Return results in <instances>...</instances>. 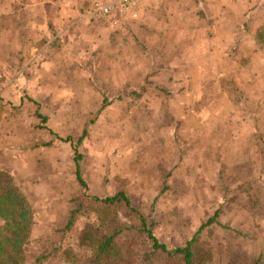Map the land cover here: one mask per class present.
Listing matches in <instances>:
<instances>
[{"label":"rangeland","instance_id":"374dc122","mask_svg":"<svg viewBox=\"0 0 264 264\" xmlns=\"http://www.w3.org/2000/svg\"><path fill=\"white\" fill-rule=\"evenodd\" d=\"M158 30L151 28L140 36L144 40L154 31L160 35L162 31ZM152 42L151 51L159 54L150 53L147 64L163 65L164 62L165 65L172 56L163 53V48L170 42ZM40 43V49H43L47 40ZM136 44L137 51L144 47L140 42ZM172 50L173 55L177 53L176 47ZM127 55L134 57L130 53ZM62 58L60 61H66L70 56ZM244 61H247L246 57ZM125 65L122 61L123 71H118L112 68L111 62L102 59L101 69L88 74L80 69L46 71L41 74L43 83L32 88L22 85L16 89L22 92L21 98H28L33 103L26 110L30 114L25 124L27 145L40 142L47 147L33 177L34 182L55 180V173L60 170L70 191L60 197L52 192L51 196H46L51 187L47 192L41 189L42 195H36L32 182L14 179L34 212L26 245L27 259L23 264H33L36 257L50 254L51 247L56 244L62 250H75L82 264H186L182 255L171 257L153 248L147 236L140 232L141 221L134 210L147 218L160 242L169 248H183L196 236L192 245L193 264H264V181L259 179L261 173L264 175V167L251 165L232 170L217 167L211 160L210 151L194 149L197 147L193 145L200 142L194 140L195 135H180L187 140L180 151H163L161 141H154L151 129H148L151 120L147 121L145 113L121 121L119 99L133 98V102H126L123 112L135 107L141 109L144 107L142 98H147L145 91L153 85L149 76L147 83L135 88L136 95L131 93V87L124 83L119 85L116 78L120 75L123 76L122 82L127 84L141 80L140 72L131 74ZM5 73L0 71V126L3 122L1 112L13 117L23 107L9 106L4 102L3 98H8L4 94L18 72L12 73L8 81ZM151 73H163L165 78L172 74L158 68ZM260 75L262 81L264 72ZM225 83L228 84L229 80ZM156 86L161 96L164 89ZM232 95L236 98L235 92ZM99 98H103L101 104ZM101 114L105 117L98 119ZM99 120L100 124L96 126ZM132 121L136 130L129 134ZM164 121L163 125H168L171 119L164 118ZM92 125L95 126L94 132L89 134L88 128ZM189 138L193 143L191 146ZM250 153L257 157L256 162L262 156L264 159L263 152L254 150ZM214 156L217 159L220 151ZM59 157L58 163L53 161ZM78 171L86 187L79 181ZM246 175L253 176V179L244 181ZM70 179L75 182L73 186L68 183ZM120 192L129 198L131 207L125 204L112 207L106 220L98 224L99 203L85 198L84 208H81L77 202L83 193L104 199ZM74 207L80 208L81 216L74 229L62 236L58 230L66 226L69 211ZM47 208H56L57 214L52 217ZM212 218L215 222L207 225ZM203 225L206 226L200 231ZM110 229L121 230L117 237L118 254L100 258L90 243L80 245L84 230L85 233L91 230L106 233ZM62 252H59V258H49L39 264H68L64 262L68 259Z\"/></svg>","mask_w":264,"mask_h":264},{"label":"crops","instance_id":"0c3cea01","mask_svg":"<svg viewBox=\"0 0 264 264\" xmlns=\"http://www.w3.org/2000/svg\"><path fill=\"white\" fill-rule=\"evenodd\" d=\"M110 1L0 0V71L6 72L7 81L18 72L4 94L8 98L3 99L9 106H23L13 117L1 112L0 172L19 182H32L36 195L51 187L46 196L70 192L60 170L55 180L34 182L47 147L40 142L27 145L25 124L30 114L26 110L33 103L21 98L22 92L16 89L43 83L41 74L46 71H98L102 59L111 62L115 70L123 71L124 61L131 74L141 73L138 83L127 84L122 82V75L115 77L119 85L131 87V92L151 76L153 85L141 101L144 107L139 109L135 104V109L123 112L126 102H133V98L119 99L121 121L145 113L147 121L151 120L148 129L154 141H161L163 151H180L187 141L180 135H195L194 140L200 142L193 145L197 147L194 149L210 151L217 167H264L263 156L256 162L257 157L250 153L258 150L264 154V79L259 80L260 72H264V0H139L134 8L124 12L116 9L108 17L95 13L97 4ZM151 28L162 33L156 35L154 31L143 40L140 35ZM43 40L47 44L40 49ZM154 40L170 42L163 48V53L172 56L165 65L147 64L150 53L159 54L150 49ZM138 42L144 46L139 51ZM175 47L177 53L173 55ZM64 55L70 58L63 61ZM244 57L247 61L243 62ZM155 68L172 74L167 78L163 73L153 75ZM156 85L164 89L161 96ZM98 102L101 104L103 98ZM104 117L101 114L98 119ZM164 118L171 122L163 125ZM94 128H88L89 134ZM135 130L132 121L129 134ZM188 141L191 146V139ZM217 151L220 156L215 159ZM260 177L264 181L262 173ZM252 179L244 177L246 182ZM68 183L73 186L75 182L70 179ZM47 209L52 217L57 214L56 208Z\"/></svg>","mask_w":264,"mask_h":264},{"label":"trees","instance_id":"16d2710c","mask_svg":"<svg viewBox=\"0 0 264 264\" xmlns=\"http://www.w3.org/2000/svg\"><path fill=\"white\" fill-rule=\"evenodd\" d=\"M136 95V92H131ZM79 181L85 186V182L80 175V171L77 173ZM86 187V186H85ZM88 198L91 201L99 203L97 208V222L106 220L107 212L119 204H125L131 207L129 198L120 192L114 197L99 198L90 197L83 193L78 199L79 207L84 208L83 201ZM134 210V208H132ZM137 218L141 221L140 232L144 233L148 240L151 242L155 250H161L168 256L174 257L182 255L186 264H193V251L192 245L196 241V236L193 237L187 244V246L181 248H169L165 244L161 243L158 237L155 235L152 227L148 224L147 218L137 210H134ZM33 209L28 201V198L24 195L21 188L17 185L16 181L6 172H0V264H23L27 259V241L30 235V230L34 221ZM81 210L74 207L69 211V218L64 228L58 230L59 234L65 235L71 232L77 220L79 219ZM215 222L214 218L207 222V225ZM203 225L200 231L205 227ZM121 233V230H108L106 233H99L95 230H91L85 233L80 240V245L85 246L86 243H90V247L100 257H111L118 254L120 246L117 243V237ZM50 254H42L36 257L35 263L39 264L47 259L54 257L59 258V252L67 257L65 263L68 264H82L80 255L72 249L62 250V248L56 244L51 247Z\"/></svg>","mask_w":264,"mask_h":264},{"label":"built area","instance_id":"2783aa9c","mask_svg":"<svg viewBox=\"0 0 264 264\" xmlns=\"http://www.w3.org/2000/svg\"><path fill=\"white\" fill-rule=\"evenodd\" d=\"M139 3V0H111L108 3L97 4L95 13H99L103 16H110L116 9L124 12L128 11Z\"/></svg>","mask_w":264,"mask_h":264}]
</instances>
